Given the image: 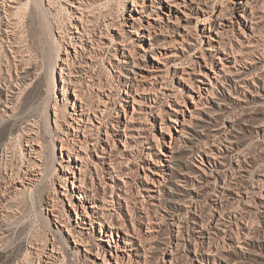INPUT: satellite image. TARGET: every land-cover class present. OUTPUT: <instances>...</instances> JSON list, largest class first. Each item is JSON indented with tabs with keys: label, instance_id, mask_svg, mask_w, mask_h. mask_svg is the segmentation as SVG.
Here are the masks:
<instances>
[{
	"label": "rangeland",
	"instance_id": "rangeland-1",
	"mask_svg": "<svg viewBox=\"0 0 264 264\" xmlns=\"http://www.w3.org/2000/svg\"><path fill=\"white\" fill-rule=\"evenodd\" d=\"M138 1L139 6L135 8L133 0H22V4L6 0L7 7H3L0 0V134L3 131L0 140V232L6 230L0 237L10 250L7 264H130L127 263L129 256L134 264H170L171 253L176 257L175 264H264V82L259 75V72L264 74V69L261 71L256 65L264 55V0H257L254 8L256 36H250L251 23L241 17L240 0H200L201 7L208 9V13L186 0L187 8L182 7V10L188 12V18L181 11L177 13L176 8L170 9L166 2L162 8H155L161 15L159 20L164 22L158 24L156 13L149 15V11H142L143 2ZM150 3L146 0V5ZM223 6L233 8V19L232 22L224 19L225 25L228 23V34L219 37L207 21L215 19ZM246 8L249 14L252 8L245 7L244 11ZM139 16L142 27L135 32L134 26L138 23L134 19ZM81 20L96 33L102 51L96 46L92 49L87 36L79 39L83 29ZM149 20L157 26L153 28L156 31L152 30V37L146 29ZM159 23L165 26L168 23L171 31H164L162 35ZM179 27L184 34V27L191 30L180 45L171 42L174 37L182 42L177 35ZM153 38L168 42L162 49L159 47L156 51L159 54L160 50L163 53L175 51L178 57L182 56L177 61L183 64L176 72V58L162 59L159 63L154 52L148 50ZM71 42H75L80 51L83 45L91 50V54H87L86 49L88 65L84 66V72L77 63L70 74L69 66L63 62L66 52L62 46L75 55ZM231 45L239 51L232 53ZM135 56L137 63L144 66L133 65ZM234 57L240 60L236 68ZM221 59L225 67L229 65L234 70L231 75L244 71L248 74L245 83L226 84L228 89L224 94L228 99L223 95L219 78L220 73H224ZM56 61L59 67L54 71ZM154 63L162 67V77L156 84L157 94L152 92L150 79L142 81L141 76L136 77L134 73L149 74L145 64ZM61 66H64L67 82L70 77L73 81L84 80L80 81L85 87L84 95L87 101H94L98 116L103 118L98 108L106 110L101 132L95 127L100 126L101 119L97 120L94 112H90L93 119L90 123L89 116H85L84 125H89L86 128L90 141L89 161L92 160L86 185L92 196L97 191L101 197L106 189L104 195L109 201L105 211L112 214V221L119 230L114 229L112 237L111 230L110 236L100 232L97 217L91 226L89 219L84 223L76 214L74 205L79 212L83 210V198L81 201L78 190L82 162L77 161L74 153L70 155L68 150L62 149V143L68 138L71 145L79 143L74 145L80 150L79 140L84 138V130L76 131L71 124L81 126L83 120L78 121L81 101L74 104L76 97L71 83L64 95ZM141 66L146 68L143 70ZM182 66L189 71L183 74ZM181 75L185 76L182 80ZM85 82L93 84L89 87ZM199 85L211 87L214 95L224 101L218 107L207 100L210 93L202 91L205 102L200 108L209 109L214 116L212 123L199 122L198 115L192 117L191 110L196 109L194 100L196 103L200 100L196 87ZM132 115L134 118L129 121ZM199 123H203L198 127L201 132L193 136L187 149L179 147L174 155L192 166L188 170L189 188L193 183L200 184L199 177L205 176L201 174L204 168L212 175L210 182L199 185V193H191L176 208L175 220L180 223L175 220L172 221L174 225L164 223L161 217L164 209L149 203L165 197L167 187L158 183L169 173L166 171H169L170 162L165 154L169 153L170 145H175L174 140L182 139L181 134L189 136L192 126ZM106 130L112 137L108 143ZM95 141L99 152L92 150ZM101 146L107 148V152L103 153ZM207 154L213 156L212 161L202 160ZM110 160L114 161V166ZM225 174H228L226 189H222L219 185L224 184ZM127 199L134 206V214H144L147 210L153 225L160 226L148 232L147 223L131 215ZM83 205L92 212L90 199ZM217 210L218 215L222 213L225 231L211 245L214 255L202 258L203 262L191 261L193 253L189 249L194 251L199 242L194 217L202 222L204 219L205 229H210L214 224L212 214ZM104 223L107 227L110 224ZM134 225L140 229L135 231ZM178 226L184 234L180 247L176 245ZM69 228L86 238V246L80 245V254L69 252L66 246V241L75 246ZM238 230L240 238L243 236L248 243L247 249L239 248ZM209 243V239L206 240L204 250ZM63 254L67 255L63 257Z\"/></svg>",
	"mask_w": 264,
	"mask_h": 264
},
{
	"label": "bare ground",
	"instance_id": "bare-ground-1",
	"mask_svg": "<svg viewBox=\"0 0 264 264\" xmlns=\"http://www.w3.org/2000/svg\"><path fill=\"white\" fill-rule=\"evenodd\" d=\"M6 0H2V6L3 7H7L6 6V2H5ZM12 1H14V2H16V3H20V4H22V0H12ZM151 1V3L149 4V5H146V0H142V4L140 5V8H141V10L143 11V10H146V11H149L148 12V14L149 15H152V14H154V12L156 13V15L158 16V18L156 19L157 20V24H158V22L159 21H161V22H163L162 20H159V19H161L160 18V14L158 13V11L156 12L155 11V8L156 7H158V8H162V6L163 5H165L164 3H168V5H169V8L170 9H175L176 8V10H177V13L178 12H183L184 13V15L188 18V12H186L185 11V9L184 10H182V7H186L187 8V2H186V0H150ZM200 1V0H199ZM258 2L259 1H257V0H246L245 2L244 1H242V0H240V5H241V7H243V13H242V15H241V17H243V19L245 20V21H248V22H250L251 23V25H250V29H251V34H250V36H256V32H257V28L255 27V7L257 6V4H258ZM191 3H196V6H197V8L200 10V11H203V12H205V13H208V9H204L203 7H201V5H200V3H201V1L200 2H198L197 0H191ZM133 5L135 6V8H137V6H139V1L138 0H133ZM194 6V5H193ZM189 7H192V6H189ZM245 7H250V8H252V10L250 11V13L249 14H246L247 13V8H246V10L244 11V9H245ZM149 9H151V10H149ZM204 9V10H203ZM213 10H214V8H213ZM186 12V13H185ZM233 15V8L232 7H229V8H224V6L220 9V12H219V14L216 16V18L215 19H213V20H209V21H207V23H208V26H209V28L211 29V30H213V31H215L216 30V35L217 36H219V37H222L224 34H228V33H226V30H228V23L225 25V22H224V19H228L229 20V22H232V19H233V17H231ZM169 18H170V16H169ZM207 18H209L208 16H207ZM197 21H198V18H197ZM134 22H136V23H138V26H134L136 29V31L135 32H138L139 31V27H142V23H141V19H140V16L139 17H137V18H135L134 19ZM83 23V29H82V31H80L81 32V35H80V37H79V39L80 40H83L84 38H86V36H87V43H89L90 45H91V48L93 49L94 48V46H96V49H98V50H101L102 51V49H101V45H100V39L99 38H96V33L95 32H93L92 33V31L90 30V29H88V27L86 26V22H85V20L83 21V20H81V24ZM164 23V22H163ZM238 23L240 24V22L238 21ZM166 24V26L163 24H160L159 23V29L161 30V33H162V35H165V33L166 32H170L169 31V25H167L168 23H165ZM186 24H184V26H185ZM145 26V25H144ZM178 26H179V24H178ZM241 26V25H240ZM76 27L78 28L79 26L78 25H76ZM147 27V26H146ZM157 26H156V24H154V23H152L150 20H149V22H148V27L146 28V29H148V34H149V36L150 37H152V30H155L156 31V28ZM187 27V26H186ZM186 27H184V30L183 31H185V33L186 34H184V32H182V31H180V27L178 28L179 30L177 31V35H179V37H181L182 38V42H179V40L176 38V37H174V38H171V42L173 41V42H175L176 41V43H178L179 45L180 44H182L186 39H187V34H189L190 33V31H189V28H186ZM153 28H156V29H153ZM171 28V27H170ZM164 31H166L165 33H164ZM175 31V30H174ZM174 31H172V32H174ZM157 34V33H156ZM169 34V33H168ZM172 34H174V33H172ZM143 36H144V34H143ZM174 36V35H173ZM172 36V37H173ZM210 37V40H214V37L213 36H209ZM166 38V37H165ZM64 39V38H63ZM151 39V38H150ZM154 40H151V43H150V46H149V51L151 52H154L153 54H155V60H157L159 63H161V60L162 59H166V58H170V57H174V59H175V64H174V66H175V72L177 71V68L179 67V65H182L183 64V62H181V60L180 61H177V59L181 56H179L178 57V53H176L175 51L174 52H171V53H168V52H166V53H163L161 50H160V54L158 53V52H156V51H158L161 47H164V45L165 46H167L166 44L168 43L167 42V40L166 39H164V40H161V42H160V40H156L155 38H153ZM249 42H251V40L249 41ZM61 43V42H60ZM72 43V42H71ZM75 43V42H74ZM74 43H72V44H74ZM252 43V42H251ZM250 43V44H251ZM85 44H86V41H85ZM62 45H64V44H62ZM160 47V48H159ZM73 48H74V50H75V55H71V53L69 52V50H68V48L67 47H64V46H62V50H64L65 52H66V58H64V60H63V62L67 65V66H69V72H70V74H73V70H72V68H75L76 67V64L77 63H79L81 66L80 67H82L81 69H83V71L82 72H84V70H85V67L84 66H87L88 65V61L86 60V57L88 58V56H86V45H83V47H82V51H80V50H78V48H77V46L74 44L73 45ZM162 49V48H161ZM60 50H61V48H60ZM59 50V51H60ZM88 50V53L87 54H91V50L90 49H87ZM237 51H239V48H234L232 45H231V52L232 53H235V52H237ZM62 52V51H61ZM93 52H95V54H96V51H93ZM147 52V49H145V53ZM178 52V51H177ZM57 53V52H56ZM59 53V52H58ZM190 53V52H189ZM230 53V52H229ZM60 55V53L58 54V56ZM124 55L126 56V54H125V52H124ZM130 55H131V53H130ZM130 55H129V57H130ZM166 55V56H165ZM263 56V58H264V55H262ZM132 57V56H131ZM163 57V58H162ZM182 57V56H181ZM59 60L61 59V57H57ZM127 58V57H126ZM261 59V60H259L258 61V64H256L257 66H258V68L259 69H261V71H263V69H264V59ZM77 59V60H76ZM171 59V58H170ZM173 59V60H174ZM182 59V58H181ZM219 59H220V57H219ZM230 59V58H229ZM228 59V60H229ZM179 60V59H178ZM234 60H235V65H234V67L236 68V64H239V61L240 60H238L237 58H235L234 57ZM119 61V60H118ZM190 61H191V59H190ZM120 62V61H119ZM126 62V61H125ZM165 62H167V61H165ZM206 62H207V60H206ZM128 63V62H127ZM220 63L222 64V70H223V75L220 73V75H219V73L217 72V74L219 75V78H221V86H222V90H223V95H225V99H228V97H226V94H224V91H226L227 89H228V87L226 86V84H228V86H233L234 84L235 85H239V84H242V83H245L246 82V80H247V75L248 74H245L244 72H242V73H237V74H233V75H231L230 73H233V69L232 68H230L229 67V65L228 66H226L225 67V64H224V62L222 61V59H221V61H220ZM143 66H144V64L143 63H141ZM140 63L138 64L137 63V61H136V56L135 57H133V65L134 66H140L141 65ZM166 64V63H165ZM148 66L147 68L149 69V70H147V69H145L146 67H143V66H141L142 68L141 69H145L146 71H149L150 73L148 74V73H145L144 71H139V72H134L135 73V76L137 77V75H140L141 76V79H142V81H145L146 79H147V81H148V79H150L149 80V83L152 85V92L154 93V94H157L156 93V90H158V87L156 86V84H158L159 82H160V78L162 77V70H161V66L160 65H157V64H152V65H149V64H145V66ZM187 65V64H186ZM188 65H190V64H188ZM150 66V67H149ZM57 67H59V63L56 61V63H55V67H54V71H55V69L57 68ZM182 68H183V74L184 73H187L189 70H187L186 71V69L187 68H184L183 66H182ZM238 69V68H237ZM60 70H61V74H62V81H64V95L66 94V92L68 91V89H69V87L71 86V85H69V83H71L72 85H73V88H74V94H75V97H76V101H75V105H76V103H77V105H78V101H81V104H80V106H81V108H80V110H81V112H80V114H78L79 115V119H78V121H82L83 120V124L81 125V126H79V125H75L74 123L73 124H71V127L72 128H74V129H76V131H78V130H84V138L83 139H81V140H79L81 143H80V146H81V148H80V150H78L77 148H76V144H79V143H74L73 145H71L69 142H70V140H68V138H66L67 140H66V142L65 141H63V143H62V149H66V150H68L69 151V153H70V155H72L73 153L75 154V155H77V161L78 160H81V174H80V176H79V178H78V180H79V182L81 183V185H79V187H78V190L80 191V193H79V196H80V200L82 201V198H83V203H82V212H79V210H78V206L77 205H74V206H76L75 207V210H76V214H77V217H78V219H82V222H84V223H86L85 221H86V219H89L91 222V226H93V223H94V221H97V220H94V218L95 217H97V219H99V224H100V232L103 234V235H106V236H110V235H108V232H109V230H111V237H112V233H113V230L114 229H116L117 230V232H119V230H118V225H116L115 224V222H113L112 221V214L111 213H109V212H107V211H105V209L107 208V206H106V204L108 203V201L109 200H107V197H106V195H104L105 194V192H106V189H104L105 191H104V194H103V196H99L100 194L97 192V191H93L92 193H93V196L92 195H90L91 193H89L88 192V186L86 185V178H88L87 177V170L90 168V162H92V160H90L89 161V156L91 155L90 154V149H88V148H90V147H88V142H90L88 139H87V136H86V128L88 129L89 127V125H84L85 124V122H86V118H85V116L86 115H88L89 117H88V122H90V123H92L93 122V119H92V117H90V112L91 113H93L94 112V116L96 117V119L97 120H100L101 119V124H100V126L99 125H95V127H96V129L99 131V132H101L100 131V127H101V125H104V123H103V118H104V112L106 111L105 109H99L98 108V112H102V115H103V118L102 117H100V116H98V114L96 113L97 112V108H96V106L95 105H93V103H94V101L92 100V99H90V100H86L87 98H86V95H84V86H82V84H81V82H82V80L83 79H79L78 78V82L77 81H73V79H71V77H70V79H69V82H67L68 80H66V78H65V76L63 75V73L65 72L64 70V66H61L60 67ZM202 70V69H201ZM132 71V70H131ZM134 71H136V70H134ZM86 72V71H85ZM52 74H54V72H52ZM82 75V74H81ZM259 75H260V78L263 80V82H264V74H262V72H259ZM52 77V76H51ZM53 77H54V75H53ZM90 77H91V75H90ZM184 75H181V80L182 79H184ZM81 78V77H80ZM187 78H188V76H187ZM136 79V78H135ZM165 79H166V76L163 78V80L165 81ZM55 81V80H54ZM54 81H52V82H54ZM81 81V82H80ZM84 81V80H83ZM86 81V80H85ZM152 82H154V83H152ZM86 83V82H85ZM83 84H84V82H83ZM87 84V83H86ZM91 84H93V83H91ZM91 84H87L89 87H91ZM127 85L129 84V82H127L126 83ZM164 84V83H163ZM162 84V85H163ZM81 85V86H80ZM102 86V85H101ZM100 86V87H101ZM134 86V85H133ZM164 86V85H163ZM196 87H198L197 89H198V94H199V102L198 103H196V101L194 100V104H195V107H196V109L195 110H191V112H192V117H194L195 115H198V119H199V122H203V123H212V119H213V115L210 113V112H208L209 111V109L208 110H205L204 108H200V104H204V102L205 101H203L204 100V96L202 95V91L203 90H206V94L208 93H210L209 94V97L210 98H208L207 97V100H211L210 101V103H212L213 102V104L215 103V104H217V106L218 107H220V105L221 104H224V101L222 102L221 100H222V98L221 97H216L214 94H215V92H214V90H212V88L211 87H208V86H196ZM138 88V87H137ZM54 90L56 89V82H55V87L53 88ZM136 90H138V89H136ZM127 93V92H126ZM97 94V93H96ZM99 94V93H98ZM99 96V95H98ZM213 96V97H212ZM91 98V97H90ZM179 97H177V99H178ZM180 98H182V97H180ZM191 98L193 99L194 98V96L192 95L191 96ZM93 99H94V97H93ZM102 99V98H101ZM135 99V98H134ZM136 100V99H135ZM138 102V101H137ZM78 107V106H77ZM108 107V106H107ZM106 108V107H105ZM76 110V109H75ZM123 110H125V108H123ZM134 110H135V108H134ZM55 115H56V118H55V120H56V123L58 124L60 121H59V118H58V115H57V110L55 111ZM196 117V116H195ZM58 118V119H57ZM132 118H134L133 117V115L130 117V119H129V121L132 119ZM50 119V118H49ZM63 119H65L64 117H63ZM128 119V118H127ZM162 119V118H161ZM133 120V119H132ZM64 121V120H63ZM75 122H77V119H76V117H75ZM175 122H177L176 120H175ZM186 122V121H185ZM203 123H199V124H196V125H194V126H192V128H191V130L189 131V136H185V134H181V138L182 139H179L178 140V142H176V140H174L175 141V145L174 146H169V148H170V150L169 151H167V152H169V153H166L165 154V156H166V158H167V161L168 162H170L169 163V165H168V167H169V171H166V172H169L168 173V176H166V175H164L163 177H164V180H158V183H159V186H162V185H165L166 187H167V189H166V191H165V197L163 198V200L161 199H159L157 202H155V201H151V203H149L150 205H154L155 206V208H157V207H159V208H161L162 210L164 209V211H165V213H162L161 214V217H162V221H164V223H170V224H173L174 225V223L176 222L177 224L178 223H180V222H178V221H176L175 219V212H176V208L179 206V205H182L184 202H185V197H187L188 195H190L191 193H193L194 192V194H197V193H199L198 192V188H199V185L200 186H202L203 185V183L205 182V183H209L210 182V176H212L211 175V173H207V172H205L206 171V168H204V169H202V172L203 173H201V174H204L205 176L203 177V176H200L199 178V185L198 184H194L193 183V187H191V188H189V173H188V170L190 169V168H192V166H190V165H188L187 163H185L184 161L182 162V161H180V159L179 158H176V155H174L175 154V152H177V151H179L178 150V148L180 147V148H184V149H187L188 147L187 146H189V144H190V142L192 141V139H193V136H195L196 134H199L200 132H201V130H199V128L198 127H201L202 125H203ZM50 124V123H49ZM89 124V123H88ZM92 125V124H91ZM90 125V126H91ZM125 125L128 127V125L125 123ZM183 125H184V123H183ZM82 126H83V128H82ZM164 126V125H163ZM169 127V126H168ZM167 127V128H168ZM91 129H93V128H91ZM90 129V130H91ZM169 129V128H168ZM89 130V131H90ZM181 130H183V127H182V129ZM180 130V131H181ZM89 131H88V133H89ZM179 131V132H180ZM90 132H92V131H90ZM99 132H97L98 134H99ZM186 132V131H185ZM87 133V134H88ZM128 135V134H127ZM2 136H3V131L1 132V134H0V140H1V138H2ZM106 136L108 137L107 139H106V142L108 143V141H109V139L110 138H112L111 137V133L109 132V130H106ZM89 137V136H88ZM54 139H56L55 137H54ZM63 139V138H62ZM65 139V138H64ZM80 139V138H79ZM97 139V138H96ZM157 139V138H156ZM98 140V139H97ZM158 140V139H157ZM113 141V140H112ZM52 142H55V141H52ZM97 141H95V144H93V148H92V150L93 151H98V143H96ZM116 144V143H115ZM101 145V144H100ZM111 145V144H110ZM112 145H114V141H113V144ZM111 145V146H112ZM55 146V147H54ZM54 148H56V145L54 144ZM104 146V145H103ZM126 146V145H125ZM115 147H116V145H115ZM102 150V152L103 153H105V151H106V149L107 148H105V147H100ZM114 150V149H113ZM113 150H111V151H113ZM83 151V152H82ZM100 151V152H101ZM110 151V152H111ZM116 150H114V152H115ZM99 152V151H98ZM97 152V154L98 155H101V153H98ZM107 152V151H106ZM109 152V151H108ZM109 152V153H110ZM84 153V154H83ZM112 154H113V152L111 153V156H112ZM115 154V153H114ZM148 154V153H147ZM109 155V154H108ZM106 156V155H105ZM107 157V156H106ZM56 158V157H55ZM99 158H102V159H104V156H99ZM212 158H213V156H211L210 154H207V156L205 157V159L202 157V160L204 161H212ZM91 159V158H90ZM176 159H179V161H177L176 162ZM113 160V159H112ZM174 160H175V163H174ZM100 161V160H99ZM111 161V160H110ZM112 163H111V165H113L114 166V164H113V162L114 161H111ZM172 162V163H171ZM218 162V161H217ZM95 163V162H94ZM203 163V162H202ZM95 164H98V163H95ZM174 164V165H173ZM112 166V167H113ZM114 168V167H113ZM115 168H117V167H115ZM90 171V170H89ZM114 171H116V170H114ZM210 172V171H209ZM73 173H74V170H73ZM164 174H165V172H164ZM147 175V174H146ZM163 175V174H162ZM92 176V175H91ZM228 177V174H225V182H224V184L223 185H219V188H222V189H226V183H227V178ZM94 178V177H93ZM202 180V181H201ZM104 181H106V180H104ZM74 182V181H73ZM154 182H156L155 180H154ZM153 182V183H154ZM166 182V183H165ZM106 184V183H105ZM113 186V185H112ZM158 186V185H157ZM158 186V187H159ZM106 187V186H105ZM93 189V188H92ZM113 190H114V188H113ZM112 190V192L114 193V191ZM98 195V196H97ZM192 195V194H191ZM113 196V195H112ZM191 197H194V195L193 196H191ZM150 198V197H149ZM151 198H153V197H151ZM150 198V199H151ZM89 199H90V201H92V203H93V206H92V212L87 208V206H85V205H83L84 204V202L85 201H89ZM193 199V198H192ZM1 200V199H0ZM98 201H101V203H99ZM111 201H112V199H111ZM127 204H128V208H129V211L131 212V215H132V213L134 212V210H133V207L134 206H131V204H129L128 203V199H127ZM130 202V201H129ZM190 202H192V200L190 201ZM195 202V201H194ZM120 203V202H119ZM187 203L189 204V201H187ZM0 204H1V201H0ZM113 206H114V204H112ZM148 206V205H147ZM147 206H144L146 209H147ZM190 206H192V204L190 205ZM106 207V208H105ZM149 208V207H148ZM109 210V209H108ZM157 211H158V209H156ZM143 213L144 214H142V212L141 213H136V214H134L133 213V215H134V217H137V219L141 222V223H147V228H148V232H150V231H154V230H156V226L158 227V226H160L158 223H155L156 225H153V222H152V218H151V216H150V214L148 213V211L147 210H145V211H143ZM196 213V212H195ZM218 213H219V211L217 210V212H215V213H213L212 214V219H213V222H214V224H213V228H210V229H205V221H204V219H203V222L202 221H199L196 217H194V223H195V234H197L198 236H196V237H198L199 239V242H197L196 243V248H194V251L192 250V249H189V252H191V253H193V256H191V261L192 260H195V261H199V262H203V259L202 258H204V257H210L211 255H214V250H212V243L213 242H215L218 238H220V237H222V235H224V226H222V225H225L223 222H222V213H220L219 215H218ZM120 215V214H119ZM197 215V214H196ZM199 216V215H198ZM132 217V216H131ZM134 217H133V222H135L134 221ZM177 217V216H176ZM103 219V220H102ZM180 219V218H179ZM175 220V222H173L172 223V221H174ZM181 220V219H180ZM104 221H107V222H109L110 224H109V226L107 227L106 226V224L104 223ZM134 224V223H133ZM121 226V225H120ZM119 226V227H120ZM222 226V227H221ZM126 229H128V228H126ZM133 229H135V231H136V229L137 230H139L140 228L139 227H136L135 225L133 226ZM182 228H180V226H178V234H177V238H176V240H177V243H176V245H177V247L179 246L180 247V245L181 246H183L182 245V240H184V234H183V232H182V230H181ZM213 229V230H212ZM69 230H70V228H69ZM243 230H247V228H245L244 226H243ZM130 231V230H129ZM5 232H6V230H3L2 232H0L2 235H4L5 234ZM61 232V231H60ZM240 230H238V231H236V235H237V241H239V243H240V245H239V248L240 249H242V248H246L245 247V245H247L248 243H247V241H245L244 239H242L243 238V236H241V238H240ZM70 233L72 234V236L74 237V242H75V246H72L71 244H68V241H66L67 242V244H66V246H67V248H68V250H69V252H72V253H76V254H80V245H84V246H86V238L84 237V234H82L81 232H76V231H74V230H70ZM70 234V235H71ZM229 236H231V235H229ZM63 237V236H62ZM100 238H102V237H100ZM103 239V238H102ZM196 239V238H195ZM209 239V242H211V243H209L208 244V246H207V249H205L204 250V244H205V242H206V240H208ZM242 239V240H241ZM64 240V239H63ZM65 242V243H66ZM244 242V244H242ZM129 243V242H128ZM184 245H186L185 243H184ZM217 246V245H216ZM55 248V246H54V244H53V249ZM73 249V251H71ZM247 249V248H246ZM245 250V249H244ZM10 252V250H8V247L3 243V241L1 240V237H0V264H7V256H8V254H7V252ZM8 252V253H9ZM247 252V251H246ZM97 254H100V252L98 253V251H97ZM51 255V254H50ZM52 255H53V253H52ZM51 255V256H52ZM67 255V254H63V257H65V256ZM53 257V256H52ZM104 258H105V260H106V257H105V255H104ZM175 255L174 254H172L171 253V258H170V261H169V263L170 264H175ZM117 260H118V258H117ZM120 262L122 263L123 262V258L122 259H120ZM125 263V262H124ZM127 263H130V264H134L133 263V259L129 256V262H127Z\"/></svg>",
	"mask_w": 264,
	"mask_h": 264
}]
</instances>
